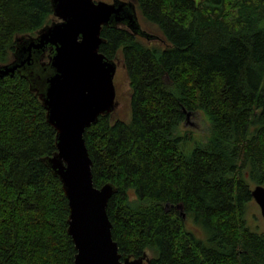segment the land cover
Instances as JSON below:
<instances>
[{"label":"trees","instance_id":"1","mask_svg":"<svg viewBox=\"0 0 264 264\" xmlns=\"http://www.w3.org/2000/svg\"><path fill=\"white\" fill-rule=\"evenodd\" d=\"M135 2L166 46L102 29L100 52L125 69L131 113L85 133L94 186L117 189L113 239L151 264H264V231L247 220L251 185L264 186V0ZM54 21L51 0H0V66L17 38ZM189 113L205 117V138L182 133ZM56 152L29 82L0 79V264H74L69 202L44 161Z\"/></svg>","mask_w":264,"mask_h":264},{"label":"water","instance_id":"2","mask_svg":"<svg viewBox=\"0 0 264 264\" xmlns=\"http://www.w3.org/2000/svg\"><path fill=\"white\" fill-rule=\"evenodd\" d=\"M51 3L56 21L36 36L16 39L12 61L0 66V79L16 73L25 78L56 130L57 152L44 161L60 179L69 202L74 264H151L147 253L136 259L120 253L107 214L117 189L113 184L94 186L85 133L119 106L114 84L118 63L100 52L102 29L125 27L136 37H156L142 30L135 0ZM252 197L264 218V186L257 185Z\"/></svg>","mask_w":264,"mask_h":264},{"label":"rangeland","instance_id":"3","mask_svg":"<svg viewBox=\"0 0 264 264\" xmlns=\"http://www.w3.org/2000/svg\"><path fill=\"white\" fill-rule=\"evenodd\" d=\"M96 2L103 1L107 3H112L113 0H94ZM129 1V0H125ZM139 22L141 25L142 30L147 32V34L155 36V39L148 40L143 37H139L146 45L164 48L166 46V42L162 36V34L158 31V29L152 25L147 24L142 20V17L138 13ZM118 63L117 73L114 79V84L116 88L117 94V101L119 106L116 110V117L125 121H128L130 118V82L128 76L126 74L125 69L122 67L120 62ZM208 131V125L206 122L205 117L202 114H199L195 117L189 119L186 125H184L182 133L185 134L186 132L193 134L195 139H203L205 138V134ZM191 149V148H190ZM256 185H251V189L253 190ZM187 219V218H186ZM185 219V220H186ZM247 220L250 227L254 230L264 231V218L262 217L261 210L259 206L253 200L248 205L247 209ZM186 227L189 231L194 232L199 237H203L202 232L196 228L191 220H186ZM149 258L152 257L151 253H147Z\"/></svg>","mask_w":264,"mask_h":264}]
</instances>
